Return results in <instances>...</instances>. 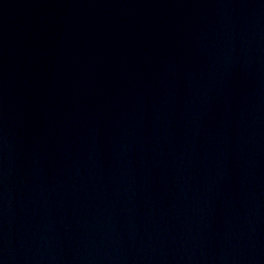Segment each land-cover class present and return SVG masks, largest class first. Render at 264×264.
<instances>
[{
	"label": "water",
	"instance_id": "water-1",
	"mask_svg": "<svg viewBox=\"0 0 264 264\" xmlns=\"http://www.w3.org/2000/svg\"><path fill=\"white\" fill-rule=\"evenodd\" d=\"M0 264H264V0H0Z\"/></svg>",
	"mask_w": 264,
	"mask_h": 264
}]
</instances>
